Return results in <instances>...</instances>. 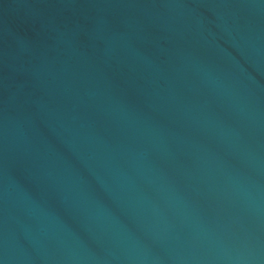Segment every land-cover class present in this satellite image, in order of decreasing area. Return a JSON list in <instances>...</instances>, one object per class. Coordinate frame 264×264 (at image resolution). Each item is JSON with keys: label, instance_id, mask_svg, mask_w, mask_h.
<instances>
[{"label": "water", "instance_id": "water-1", "mask_svg": "<svg viewBox=\"0 0 264 264\" xmlns=\"http://www.w3.org/2000/svg\"><path fill=\"white\" fill-rule=\"evenodd\" d=\"M0 264H264V0H0Z\"/></svg>", "mask_w": 264, "mask_h": 264}]
</instances>
